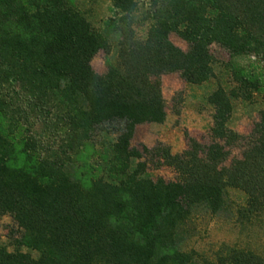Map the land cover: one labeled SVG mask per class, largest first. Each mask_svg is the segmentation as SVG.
Masks as SVG:
<instances>
[{
    "label": "trees",
    "instance_id": "trees-1",
    "mask_svg": "<svg viewBox=\"0 0 264 264\" xmlns=\"http://www.w3.org/2000/svg\"><path fill=\"white\" fill-rule=\"evenodd\" d=\"M143 1L140 18L125 0L105 23L118 64L99 75L105 45L73 0H0V218L12 222L0 264H264L236 246L213 261L189 247L202 217L264 231V0ZM213 47L230 82L207 96L208 144L134 147L138 125L166 118L161 77L209 83ZM256 97L258 120L240 135L235 104ZM151 158L175 178L154 175Z\"/></svg>",
    "mask_w": 264,
    "mask_h": 264
},
{
    "label": "rangeland",
    "instance_id": "rangeland-1",
    "mask_svg": "<svg viewBox=\"0 0 264 264\" xmlns=\"http://www.w3.org/2000/svg\"><path fill=\"white\" fill-rule=\"evenodd\" d=\"M76 8L89 23L91 29L102 39L105 50H101L91 62L93 70L105 74L106 59L111 65L118 64L119 34L106 22L120 18L124 12L117 9L119 4L126 9L131 8L125 0H73ZM119 3V4H118ZM135 5V16L140 18L145 1L132 0ZM145 27L137 30L143 36ZM170 42L181 51L187 50L185 41L175 33L170 34ZM212 54L219 63L216 78L209 83L193 86L185 83L176 74H165L161 77L162 95L166 106V118L161 124L138 125L134 132L132 145L138 149L162 147L172 155L186 150L188 139L205 145L209 142V129L212 124V109L207 104V96L221 85L226 88L230 82L222 64L228 61V55L218 47L212 48ZM253 103L238 102L231 119L232 128L240 135H247L258 120L261 108L258 97ZM153 160V161H152ZM151 170L156 176L165 180L175 178V172L169 167L157 168L155 159L151 158ZM196 234L190 239L189 247L206 255L209 261L215 260L217 253L224 246H236L252 250L264 256V231L257 225H237L221 215L218 217H202L195 223ZM12 227L9 217L0 218V244L12 250L8 232Z\"/></svg>",
    "mask_w": 264,
    "mask_h": 264
}]
</instances>
